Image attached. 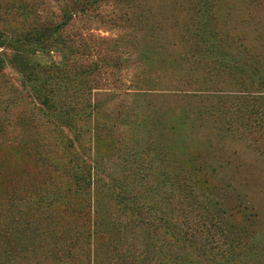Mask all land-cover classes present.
Listing matches in <instances>:
<instances>
[{
  "label": "rangeland",
  "instance_id": "rangeland-1",
  "mask_svg": "<svg viewBox=\"0 0 264 264\" xmlns=\"http://www.w3.org/2000/svg\"><path fill=\"white\" fill-rule=\"evenodd\" d=\"M13 2L27 16L59 13L54 0H0V30L12 36L26 19L4 15ZM97 9L107 23L76 21L71 34L101 72L77 82L72 71L70 87L55 80L54 113L0 66V262L264 264V0ZM11 54L0 48L1 60ZM31 61L37 80L41 66L64 62L57 52ZM81 85L90 117L72 96ZM83 166L90 185L75 182ZM196 205L217 218L202 227Z\"/></svg>",
  "mask_w": 264,
  "mask_h": 264
},
{
  "label": "trees",
  "instance_id": "trees-1",
  "mask_svg": "<svg viewBox=\"0 0 264 264\" xmlns=\"http://www.w3.org/2000/svg\"><path fill=\"white\" fill-rule=\"evenodd\" d=\"M54 2L59 4V13L36 9V11L29 16H27L26 13L21 12L20 10L23 7H16L14 2L5 3V16L8 17V14H10V16L14 18L17 15H21L26 17V19L23 20L24 26L20 29L21 31L17 34L15 33L13 36L6 34L3 30H0V48H5L7 51L12 52L9 57L2 60L0 59V66L8 64L15 69L18 74H20L22 79V89L27 92V94L23 93V95L29 98H33L35 96L38 100H40L39 103L42 106L41 108H43L44 112H46L45 116L47 113L49 115L54 113L57 109L54 105V101L57 98L58 89L57 87L52 86L55 80H59L60 83H64L66 86L70 87L72 82L75 81L71 78L70 73H72V71H77L76 76L79 77L77 82H85L87 77L91 78L94 74L101 72V66L99 63L96 61H88L90 51L92 50L91 47L86 44L83 38L81 43L82 45H79L77 40L81 39V37H78V33L71 34L74 29L73 24L76 23V21L81 20L85 21L86 24L92 22L107 23V20L105 18H101L98 13L97 5L101 3V0H54ZM52 52L61 54L64 62L57 63L55 66H50L51 64L44 65V67L41 66L38 70V80L35 79L33 76V70L38 68L36 65H33L31 57L35 56L37 53L41 55H49V53ZM75 58L81 61V64H77V66L81 67L76 68L73 64L67 66V64ZM61 65H66L68 71H65V68L61 69ZM112 66H115V64ZM78 70H80V72ZM77 87L80 88V85ZM81 88L82 89H79L80 91H78V89H76V91L73 90L72 96L78 97V99L82 101L81 103H85L84 107L81 106L83 108L82 110H84L82 112L84 116L90 117V115L95 111L93 103H87L88 98L92 96L91 89L87 90L82 85ZM251 95L252 94H242L243 97ZM257 96L263 97L264 92L257 93ZM242 102L246 101H241V103ZM74 109L76 108L71 107V112H73ZM240 112L241 110H239V113ZM255 112L256 110L252 111V113ZM262 117H264V111L259 119ZM68 119L69 121L65 124V126L69 129H73V119L71 117ZM260 124L264 125V120L261 121ZM83 168L86 167L83 166ZM90 170L91 167L89 166L86 168L87 173L85 175H76L77 179L75 182L81 181L83 185H90V180L93 178ZM74 172L76 173L78 170H74ZM87 190H89V188L85 186H78V192L81 191L83 195L86 194ZM59 199L60 197L58 199L52 198L51 201L48 202L47 205L51 208V210H49L51 213L58 212L56 210L59 209V205L61 206V204H65L62 201L57 202ZM57 203H59V205H57L58 207L56 206ZM65 206L68 207V204ZM69 208L70 212L74 209L73 207ZM197 208L200 207L196 205L194 210L198 212ZM205 210L207 211L208 208L206 207ZM17 211L18 214L22 213V211L19 210L14 212ZM63 211L67 212L68 210L64 209ZM198 213H196V218L198 221H202L200 222L202 227L205 226L207 222L210 224L217 218L204 215V212ZM183 219H186V217ZM184 236L186 237L187 233H184ZM203 248L205 249V247ZM234 248L235 245H231V251ZM212 249L214 248L212 247ZM221 257H224V254L221 255ZM183 261L186 260L183 259ZM6 262H10V264L12 263L10 260H7ZM0 264L5 263L0 262Z\"/></svg>",
  "mask_w": 264,
  "mask_h": 264
}]
</instances>
